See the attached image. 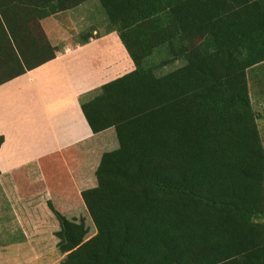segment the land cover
Masks as SVG:
<instances>
[{"label":"trees","instance_id":"obj_1","mask_svg":"<svg viewBox=\"0 0 264 264\" xmlns=\"http://www.w3.org/2000/svg\"><path fill=\"white\" fill-rule=\"evenodd\" d=\"M88 1L0 0V86L54 60L44 22ZM98 2L135 68L81 101L90 138L19 183L49 192L60 264H264V0Z\"/></svg>","mask_w":264,"mask_h":264},{"label":"crops","instance_id":"obj_2","mask_svg":"<svg viewBox=\"0 0 264 264\" xmlns=\"http://www.w3.org/2000/svg\"><path fill=\"white\" fill-rule=\"evenodd\" d=\"M80 7L68 11L69 21L75 16L82 20L77 15ZM45 22L47 25L49 20ZM45 22L50 42L58 49L56 58L0 86V136L4 138L0 183L5 184L4 194L8 180L14 182L11 190H6L12 199H30L21 194L19 183L35 185L44 181L42 174L35 182L33 164L40 168L42 158L61 153L93 135L81 109L83 97H90L135 68L125 47L104 51L106 43L119 39L116 32H106L108 24L100 25V31L92 28L94 36L88 44L81 45L78 36L90 28L74 30L71 42L59 28L60 38L54 40ZM57 40L60 42L56 44ZM46 194L50 199L48 191Z\"/></svg>","mask_w":264,"mask_h":264},{"label":"rangeland","instance_id":"obj_3","mask_svg":"<svg viewBox=\"0 0 264 264\" xmlns=\"http://www.w3.org/2000/svg\"><path fill=\"white\" fill-rule=\"evenodd\" d=\"M77 11V15L79 14L83 21L76 19L77 16L69 21L71 12L48 18L49 22L47 25L45 22V27L49 33L51 32L54 40L60 38L59 28L62 29L61 33L65 34L71 42L73 41L71 39L72 34H75L74 30L80 31L87 28L92 30L95 28L100 31V29L102 30L100 25L108 24L98 0H90ZM115 39L113 43H106L107 46L104 51H116V49L124 48L120 38ZM55 42L57 44L60 41ZM183 65L182 61H178L174 65L165 66L158 74H168ZM256 71L260 72H254L250 75V87L253 104L256 110L263 114L260 126L264 134V71L260 69ZM92 97L91 95L90 98ZM90 98L83 97V101L90 100ZM33 170L37 183L40 181L42 173L40 168L34 164ZM11 183L14 182L8 180L6 190H11ZM3 186L5 184L0 183V264H60L61 257L56 251L58 241L54 236L55 232L59 230V224L47 205V199H49L48 194H46L47 190H42L34 195L35 198L32 196L30 199L27 198L28 200L12 199V194L6 190L3 194ZM19 189L24 195L26 190L20 187Z\"/></svg>","mask_w":264,"mask_h":264}]
</instances>
